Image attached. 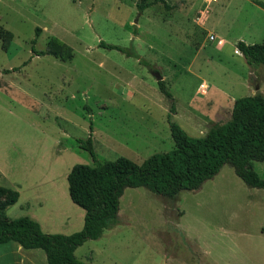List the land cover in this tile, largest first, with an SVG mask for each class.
Here are the masks:
<instances>
[{
  "label": "rangeland",
  "instance_id": "rangeland-1",
  "mask_svg": "<svg viewBox=\"0 0 264 264\" xmlns=\"http://www.w3.org/2000/svg\"><path fill=\"white\" fill-rule=\"evenodd\" d=\"M0 28L12 35L0 48V185L18 192L5 216H28L45 233L82 226L66 174L92 164L74 141L89 124L102 161L140 163L173 148L153 72L173 99L172 120L193 137L228 120V98L264 97V67L235 51L237 41L264 44V9L253 0H0ZM51 36L70 47L67 60L31 52ZM201 83L206 92L189 104ZM249 163L264 180V161ZM15 245L0 244V264L14 262ZM30 251L46 264L42 250L22 249ZM73 254L90 264H264V189L247 187L228 164L173 198L126 187L117 223Z\"/></svg>",
  "mask_w": 264,
  "mask_h": 264
},
{
  "label": "trees",
  "instance_id": "trees-1",
  "mask_svg": "<svg viewBox=\"0 0 264 264\" xmlns=\"http://www.w3.org/2000/svg\"><path fill=\"white\" fill-rule=\"evenodd\" d=\"M162 1V0H161ZM253 2L264 9V3ZM139 3V11L146 7ZM38 28H35L37 36ZM11 33L0 28V48L6 50ZM35 39L31 40L33 44ZM98 47L114 49L129 55L123 47L98 42ZM245 63L264 67V44L235 43ZM34 55H50L60 60L70 57V47L51 36L42 51L31 47ZM13 69L4 70L8 72ZM159 92L167 100L166 117L173 148L153 153L135 163L120 156L99 160L92 145L91 125L84 139L75 138L78 148L86 151L92 164H73L66 174L67 194L71 202L83 210L82 226L70 234L45 233L28 216L8 219L4 210L14 204L18 192L0 185V244L15 242L23 249H40L46 264H90L74 256L76 247L85 240H95L102 231L117 223L119 198L126 187H143L154 194L173 198L181 190H196L218 173L224 164L247 186L264 189V180L250 168V161H264V97L245 95L233 100L230 116L222 124L209 127L202 136L188 135L171 115L173 99L163 81H157Z\"/></svg>",
  "mask_w": 264,
  "mask_h": 264
},
{
  "label": "crops",
  "instance_id": "crops-1",
  "mask_svg": "<svg viewBox=\"0 0 264 264\" xmlns=\"http://www.w3.org/2000/svg\"><path fill=\"white\" fill-rule=\"evenodd\" d=\"M220 41L221 38H220ZM220 44V43H219ZM235 51L236 53L240 54L236 48H235ZM203 87L204 89V92H206V88H207V84L205 83H201L199 84L197 87H196V90L195 92L192 93L190 99H189V104H191L192 100L198 95V92H200V89ZM201 95V93H200ZM221 95L224 97L226 96L224 93L221 92ZM231 99L230 101V107H232V103H233V100L232 98H228L227 100ZM11 206V205H10ZM9 207V206H8ZM4 215H5V210H4ZM9 242H12V241H8V242H5V243H9ZM5 243H2V244H5ZM15 243V242H13ZM16 244V243H15ZM22 249L18 244L15 245V247H13V250L14 252L17 254V256L14 258V262H13V259H9V261H7L6 264H37L36 262V258H38L39 254H36L34 253L33 251H30L29 253H23L22 252ZM35 257V258H34ZM45 257V256H44ZM42 258V257H41Z\"/></svg>",
  "mask_w": 264,
  "mask_h": 264
},
{
  "label": "water",
  "instance_id": "water-1",
  "mask_svg": "<svg viewBox=\"0 0 264 264\" xmlns=\"http://www.w3.org/2000/svg\"><path fill=\"white\" fill-rule=\"evenodd\" d=\"M135 21H136V19H134V22ZM152 75L154 76L156 81L162 80V77L160 76V74L158 72H153ZM255 89H257V86L255 87Z\"/></svg>",
  "mask_w": 264,
  "mask_h": 264
},
{
  "label": "built area",
  "instance_id": "built-area-1",
  "mask_svg": "<svg viewBox=\"0 0 264 264\" xmlns=\"http://www.w3.org/2000/svg\"><path fill=\"white\" fill-rule=\"evenodd\" d=\"M208 1L210 2V1H215V0H208ZM210 37H211V36H210ZM220 42H221V41L218 40V41H217V44H219Z\"/></svg>",
  "mask_w": 264,
  "mask_h": 264
}]
</instances>
